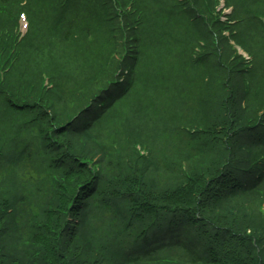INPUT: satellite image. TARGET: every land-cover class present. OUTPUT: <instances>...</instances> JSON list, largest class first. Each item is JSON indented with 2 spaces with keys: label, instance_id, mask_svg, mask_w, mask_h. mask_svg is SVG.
<instances>
[{
  "label": "trees",
  "instance_id": "1",
  "mask_svg": "<svg viewBox=\"0 0 264 264\" xmlns=\"http://www.w3.org/2000/svg\"><path fill=\"white\" fill-rule=\"evenodd\" d=\"M127 3L0 0V264H264V64L234 54L222 33L252 53L248 35L214 19L211 0L154 3L164 43L182 45L171 33L203 43L192 65L185 51L154 53L171 68L154 91L178 90L183 103L182 119L165 114L178 143L153 158L138 149L145 141L106 146L98 131L156 32ZM19 10L30 28L21 40ZM247 21L262 28L263 54L264 13L262 25ZM55 46L70 50L57 59ZM71 58L75 70L61 64Z\"/></svg>",
  "mask_w": 264,
  "mask_h": 264
},
{
  "label": "rangeland",
  "instance_id": "2",
  "mask_svg": "<svg viewBox=\"0 0 264 264\" xmlns=\"http://www.w3.org/2000/svg\"><path fill=\"white\" fill-rule=\"evenodd\" d=\"M15 1V0H13ZM130 1V0H128ZM135 2L139 3L144 9V26H149V24L153 25L156 32H153V37H150L148 45L153 49V52L145 53L144 57L140 58L138 63L134 64V79L132 84L129 87L127 94L119 101H117L115 107L112 109V113L106 114V121L104 123L103 128H101L98 132L101 135L105 134V142L106 146L112 143H116L118 145H125L130 140H140L145 141L149 144L148 153L145 154L147 158H153L151 156H159L164 152H168L169 150V143L173 145H177L178 141L174 134H169L166 131L169 129L171 130L172 127L168 124V118L165 116L168 115L167 108L173 107L175 111L173 114L169 116H175L178 119H182L181 114L183 111V103L181 100H178L177 97L174 95L178 94V90H174L171 93V90L162 89L159 92L154 91V87L156 86H163L161 83L162 74L166 72H170L171 68L165 65H158L157 61L159 57L155 56L154 53L156 51H174L175 53H181L185 51L188 55V62L192 65V58L196 55H199L202 50H200L201 46L195 44V42L190 41L193 37L192 36H185L188 40H184L181 35L177 33H171L174 40L176 42L181 43L182 45L176 46V49L172 46L171 43H164L165 38L162 39L161 32H167L168 29L165 25L164 19L161 14L157 13V6H154V3H164V4H171L175 2L178 6H181V1L179 0H134ZM225 4H231L229 6L232 7V15H231V22L233 23L230 26V29L233 30L235 36H242L247 33L248 38L245 42L248 44L247 46L251 49L252 53L250 57V62L247 64L248 68H253L256 64L262 65L264 64V59H262V55L264 56V51L262 54V39H260L262 28L258 25L252 27L247 20L250 19V15L254 14V11H259L260 17H262V13H264V0H260V2L253 3V0H224ZM43 0H36V4H40ZM222 2L219 0V3ZM263 3V5H259ZM16 4V3H15ZM155 7V8H154ZM160 7V6H158ZM149 10L152 11L153 14H149L147 12ZM20 14H23V10H19ZM82 15V14H81ZM179 16V15H178ZM176 15H174L175 19ZM181 17V16H180ZM84 21H91L93 23L92 18L89 14L82 15ZM4 19V18H3ZM6 22V20L4 19ZM38 21V19L36 20ZM71 20L67 18V22ZM96 22V21H95ZM25 20L20 18V31L22 33L25 32ZM65 26V23H64ZM76 29L84 30L85 25L80 24L77 22L75 25ZM102 27V26H101ZM254 28H258L259 30H254ZM204 32L201 29H197L194 31L195 37H201ZM172 36L170 39H172ZM192 37V38H190ZM239 38V37H238ZM229 40V39H228ZM227 40V41H228ZM233 43V47L230 46L232 49L236 50L235 48L238 47L235 42L231 41V45ZM55 44V43H54ZM53 44V45H54ZM52 47V45H50ZM251 46V47H250ZM50 48H46L49 54H54L57 56V59H62L61 57L65 55V52L69 51V48H62L59 46H55L54 48L59 52H55ZM191 47H198L197 51L192 50ZM176 51V52H175ZM191 51V52H190ZM190 52V53H189ZM64 53V54H63ZM45 50H42L39 54H33V63L35 65H43L45 58ZM60 55H62L60 57ZM178 61H179V56ZM264 58V57H263ZM80 62H82L81 58H78ZM173 61V59H169ZM71 65L69 62L61 61V64H64L67 69H70V66L73 70H75L74 66L76 63L73 62V59L70 60ZM174 62V61H173ZM172 63V62H171ZM137 64V65H136ZM202 69V65L199 64ZM19 68V66H18ZM26 70L30 72L32 70L31 67H27ZM188 76V74H187ZM204 77V76H203ZM12 79L13 77L10 76ZM205 81V80H204ZM173 105V106H172ZM174 118V117H172ZM105 120V119H104ZM96 132L94 134L99 136V133ZM10 141V139H9ZM16 141H12L10 143L11 152L7 155L10 157H15L14 149L16 147ZM172 145V146H173ZM14 175V174H13ZM7 179V178H6ZM5 179V180H6ZM16 181V180H15ZM11 189H7L5 192L7 197L14 196L15 199L17 198L16 195L19 194L20 189L17 187V183H19V179L17 178L16 183L12 180L11 182ZM20 184V183H19ZM4 194V195H5ZM186 237H191L193 233H185ZM184 234V235H185Z\"/></svg>",
  "mask_w": 264,
  "mask_h": 264
}]
</instances>
